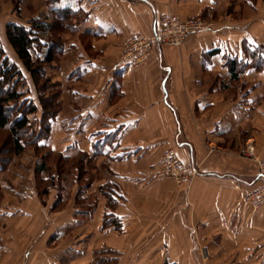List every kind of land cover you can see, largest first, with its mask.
Returning <instances> with one entry per match:
<instances>
[{
    "label": "crops",
    "instance_id": "crops-1",
    "mask_svg": "<svg viewBox=\"0 0 264 264\" xmlns=\"http://www.w3.org/2000/svg\"><path fill=\"white\" fill-rule=\"evenodd\" d=\"M12 1L0 0V42L9 55L7 25L20 23L12 18ZM18 1L20 11L42 10L48 18L67 8L77 14L63 53L80 58L68 79L87 80V90L74 91L72 112L57 117L55 136L64 140L55 147L70 149L72 157L79 150L93 154L99 135L118 137L106 147L111 158L94 161L121 185L122 230L103 229L107 200L101 197L97 220L87 227L62 216L52 226L40 224L41 209H1L0 223L15 226L0 235V264H65L67 250L71 264H264V209L245 201L264 183V66L254 63L257 56L264 62V12L238 3L231 14L221 13L237 0ZM171 13L215 20L180 45L155 44L141 66L121 59L124 40L152 36ZM167 148L199 169L189 186L159 176ZM22 194L36 198L31 190ZM96 236L101 260L89 251ZM71 237L76 243L64 247Z\"/></svg>",
    "mask_w": 264,
    "mask_h": 264
},
{
    "label": "trees",
    "instance_id": "trees-1",
    "mask_svg": "<svg viewBox=\"0 0 264 264\" xmlns=\"http://www.w3.org/2000/svg\"><path fill=\"white\" fill-rule=\"evenodd\" d=\"M76 15L71 9L67 8L54 10V20L51 23L48 22L49 18H44L45 20L35 18L29 25L14 22L8 24L6 28L7 41L24 67L11 58L0 42V131L8 132L12 137L10 155L9 152L7 153L9 156L4 157L5 152L3 153L0 147V181L1 174L9 168L13 159L22 155L26 148L32 147L37 152L43 153L35 167L37 179L45 174L44 178L39 180V185L36 188L37 192L40 193L38 196L47 195L50 189L57 186L58 180L61 181V192H58L53 209L63 207L72 196L71 193L73 192L71 191L69 195L68 190L70 182L68 184L63 183V174L62 171L60 172L58 165L59 163L63 164V161H69L73 157L69 149L58 153L59 159L56 164L47 160L48 157L57 153L53 147V135L56 119L61 111L59 92L56 90L49 94H40V97L35 96L34 99L31 94H36V88L35 86L32 89L29 87L28 77L34 79L39 89H48L53 86L50 77L42 79L44 71L48 66L56 64L58 54L64 52L65 43L62 41V34L65 31H75L70 19L76 17ZM254 63L257 69L264 66L263 59L258 56ZM25 73H29L30 76L27 77ZM39 108H42L43 111L41 116L37 114ZM117 138L114 135L104 137L101 134L93 141V154L79 150L77 156L81 157L83 163L81 162L75 167L78 168L80 174L70 180L73 187L75 185L78 187L74 196L78 207L76 214L79 216L92 215L94 209L98 207L100 197L104 198L107 200V207L103 216V229L114 228V230L121 231V220L116 214L122 199L121 185L114 179V173L104 164L99 166L96 171H107L111 178L96 188V194L92 198L88 196V189L92 186L94 178L93 176H90L89 179L84 178L90 168L89 162L94 161L97 157L111 158L110 149L106 147H113ZM52 166H54L53 170L51 169ZM84 171L86 172L84 173Z\"/></svg>",
    "mask_w": 264,
    "mask_h": 264
},
{
    "label": "rangeland",
    "instance_id": "rangeland-1",
    "mask_svg": "<svg viewBox=\"0 0 264 264\" xmlns=\"http://www.w3.org/2000/svg\"><path fill=\"white\" fill-rule=\"evenodd\" d=\"M252 1L256 4V8H252L248 5H246V3L243 2V0H239V2L237 0V1L231 2L232 3L231 7L230 6H227V7L222 6L221 13L226 12L227 14H231L232 11L234 10L235 6L238 5V3H239V5L247 7L252 12H254V11H256V13L261 12V14H262L264 12V10L262 11L260 9V11H259L257 9L259 8L258 4H261L260 6L264 5V0H252ZM12 3H13V13L15 14L12 17L15 19L14 21H17L20 23L30 24L31 21L34 19L33 17L31 18L30 14H35V13L39 14L38 18H41V19L47 18L48 19V16L45 13H43L42 10L39 12V10H36V9L25 10L22 8V10L20 11L19 10V4H20L19 1L13 0ZM0 11H1V8H0ZM16 11H17V13H15ZM24 13H25V15H24ZM171 14L175 15L174 13H171ZM175 16H177V15H175ZM177 17L180 18L179 16H177ZM236 17H237V15L234 13L233 19H237ZM196 18H200L209 27H211V22L215 20V18L211 19L209 17H205L202 15L197 16ZM180 19L182 21L189 20V19H184V18H180ZM53 20H54V18L51 17L48 19V22L51 23V22H53ZM64 33L68 34L67 31H65ZM74 35H76V34H74ZM62 37H63V34H62ZM69 37H70V35L68 34V36L66 38L65 37L62 38L63 43H66L68 41ZM127 40H128V38L126 40H124L121 44V55H120V57L123 60H125V56H126V54H125V43ZM82 43L86 47H88V45H89L88 39H86ZM7 44H8V48L10 51L11 58L15 62H17V64L24 67L22 62L20 60H18L17 56L14 54L9 43H7ZM173 45L174 44H171V46H173ZM83 48L85 49V51L87 50V48H85L84 46H83ZM57 59H58V61L56 64H54L53 66H48L44 71L45 73H44V77L42 79H45V77H50L52 84H53V86L52 87L50 86V88H48V89H43V88L39 89L38 85L35 84L34 79H32L31 77H28V76H30V74L29 73H25V74L28 77L29 87L32 89L33 86H35V88H36L35 89L36 94H34V93L31 94L34 99H35V96L40 97V94H42V95L49 94L50 92L57 90L59 92L58 95H59V102H60V107H61L60 114L63 113L64 115H70V113L73 110L74 103H75L73 92L74 91L78 92L79 88H81V90L86 91L87 90V80L79 83L78 81H74V79H68V75L70 74L72 76L71 73L74 70V66L77 65V63H79L78 61L80 59L79 57H77V56L75 57L74 55H72L71 51H70V54L68 56H65V53L58 54ZM81 70H83L82 67H81ZM25 71H26V69H25ZM40 79H41V76H40ZM40 79H39V83H40ZM36 100H38V98H36ZM39 109L40 110L38 111L37 114L39 116H41L43 111H42V108H39ZM66 117L68 119L70 118V116H66ZM34 123H36V122H34ZM58 128H59V126H58ZM55 134H56V130H55L54 135H53V137H54L53 138L54 139L53 140V147L55 148L57 153H54L53 155H51L50 157L47 158V160H49V162L50 163L52 162L53 164L57 163V161L59 159L58 153L60 152L58 149H56L55 146H57V148H60V146L64 140V137L63 138L58 137V139H57ZM11 146H12L11 135L6 131L1 130L0 131V147L2 148L1 151H3V153L5 152L3 155L4 157H7L10 155ZM8 152H9V155L7 154ZM42 154L43 153L37 152L32 147L26 148L25 151L23 152V154L20 156H16L13 159L12 163L10 164L9 168L3 174H1L0 210L1 209L7 210L8 208H11L12 206H14V207H19L22 209L24 208L26 210L32 211V213L35 214V213H37V211L39 209H41L42 211H41L40 215H42V217L40 218V221L38 222L40 224L52 226V225L56 224L57 219H61V216H62L67 221L68 220L71 221L72 219L78 220L79 221L78 222L79 227H87L88 224H91L92 221L94 219H96L94 217H95V214L97 213V211L99 209L98 208L99 206L97 207V209L95 207H94L95 209L93 208L94 209V211L92 213V215L94 214L93 217L83 216V215L79 216L76 214V210L78 207H77V204L75 202L74 196L77 192L76 190H78V187L76 185H75V187H73L70 179L76 178L78 176V174H80V172L78 171V168H76L75 165H79L82 162L81 157H78L77 154H74L75 156L72 159H70L69 161H65V162L63 161V164L59 163L58 167H59L60 172L62 171V174H63V177H62L63 183L68 184V182H70L68 185L69 195H70L71 191L73 193H71L72 196L67 201V203L64 204L63 207H61L59 209H53V205L55 204V201L57 200V197H58V192L59 191L61 192V187H60L61 181L59 182V180H58L57 186L53 187V189H50V191H49L50 193L48 192L49 194L47 193V195H44L43 197L38 196V194H40V193L37 192L36 188H37V185H39V180H41V178H44L45 174H43L42 177H39L37 179V176L35 174V167L39 161V158H41ZM53 167L54 166L51 167L52 170H53ZM89 167H90L89 171L87 172V175L84 176V178L89 179L90 176H93L94 181L92 183V186L89 187L88 191H91L92 188L94 191V188H98L101 185H103V183L105 182V179L110 178V177H109V173L106 171H103V170H101L99 172L96 171L97 169H99V165L97 163H95V161L89 162ZM85 172L86 171H84V173ZM28 190H31L32 193H35V196H36L35 199H24L22 197L23 196L22 193L27 192ZM93 191H91L92 193L90 192L89 193L90 195H88L91 198L93 197V195L95 193ZM99 203H98V205H99ZM80 207L83 208L82 206H80ZM74 210H75V213H73ZM101 219H104V218H101ZM101 219L98 218L99 221ZM23 223H25V222H23ZM18 224H20V223H18ZM9 226L10 227L15 226V222L12 221ZM9 226L6 222L2 221L0 223V230H1L0 235L3 232H5L6 230L10 232L11 229ZM91 238L93 239V236H91ZM96 240H97V236H96L95 240H92L90 242L91 245H90L89 251L96 252L97 260H101V256H103V252H100L101 247H99V245H97ZM95 241H96V243H94ZM53 242H54V235H51L49 238V249L51 250L49 252V255L52 254V256L57 252L56 251L57 245H53L54 244ZM74 243H76V242L71 237L68 242L64 243L65 244L64 247L70 246L71 244H74ZM86 246H87V244L84 245V248H87ZM63 256L65 258V264L73 263L71 261L72 255L70 253H68V250H67V253L63 254ZM61 257H62V255H61Z\"/></svg>",
    "mask_w": 264,
    "mask_h": 264
},
{
    "label": "built area",
    "instance_id": "built-area-1",
    "mask_svg": "<svg viewBox=\"0 0 264 264\" xmlns=\"http://www.w3.org/2000/svg\"><path fill=\"white\" fill-rule=\"evenodd\" d=\"M200 18L182 21L173 14L163 15L152 36L133 34L125 43V60L136 66L143 65L157 43L180 45L190 35L208 29ZM262 169L264 162H260ZM199 169L184 163L174 148L166 149L159 162V176L172 179L178 187L189 186L199 176ZM264 175V172L262 171ZM245 201L255 209H264V183L253 192L245 195Z\"/></svg>",
    "mask_w": 264,
    "mask_h": 264
}]
</instances>
